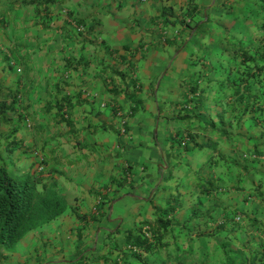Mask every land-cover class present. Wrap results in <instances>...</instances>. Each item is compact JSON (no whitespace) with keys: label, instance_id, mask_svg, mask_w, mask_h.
Wrapping results in <instances>:
<instances>
[{"label":"trees","instance_id":"16d2710c","mask_svg":"<svg viewBox=\"0 0 264 264\" xmlns=\"http://www.w3.org/2000/svg\"><path fill=\"white\" fill-rule=\"evenodd\" d=\"M48 6V3L40 6L46 20ZM196 9L194 6L189 9L190 19ZM77 23L85 27L83 22L77 20ZM182 23L190 31L182 50L189 45L193 48L191 67L184 80L187 91L182 98L186 100L187 109L184 107L186 112L182 115L179 112L181 100H176L178 129L172 144L177 147L174 151L180 172L173 174L172 170L169 172L173 169L170 167L163 180L168 183L158 186L157 190L167 194L163 204H153L152 215L137 217L133 226L125 229L123 242L119 241L116 230L107 234L104 251L85 250V223L100 221L104 205L107 201L111 203L112 198L105 197L96 212L79 214L55 182L35 173L36 163L33 162L26 173H17L0 153V264L8 263L9 254L17 250L26 235L52 224L69 211H74L82 223L77 230V257L58 261L59 264H264V207L261 203L252 208L239 206L263 199L264 190L258 188L243 198L239 192H234L238 200L233 201L232 193L228 192L233 188L242 192L245 189L242 182L245 179L254 182V175L264 177L261 172L264 168H258L262 167L264 158V0H224L204 22L185 19ZM164 38V42L173 43L168 35ZM1 89L2 86L0 125L8 123L9 111H29L21 96L22 90ZM65 96L56 100L58 113L47 127L72 125L70 99ZM130 98L134 110L140 100L132 95ZM48 110L49 105L46 112ZM27 115L35 124L36 135L42 136L44 141V133L51 129L39 124L41 116L38 118L37 114L29 112ZM189 118V127L182 126L180 122ZM200 124L212 128L213 133L200 129ZM20 126L17 122L11 134L5 136L10 138L5 150L13 151L21 144L15 139ZM71 134L61 136L69 138ZM54 139L45 142L51 143ZM247 143L254 144L253 150L247 152L238 146ZM210 145L212 156L202 165L188 159L183 162L184 154ZM222 145L235 148L237 152H227ZM54 152L42 158L41 169ZM168 154L172 155L171 150ZM247 159L252 161L251 165L242 163ZM57 162L68 163V160ZM43 170L49 169L44 167ZM132 173L133 167L127 165L123 176L112 178L110 186L114 183L126 186ZM231 175L237 182L231 181ZM186 179L191 182V188L182 190Z\"/></svg>","mask_w":264,"mask_h":264},{"label":"crops","instance_id":"0c3cea01","mask_svg":"<svg viewBox=\"0 0 264 264\" xmlns=\"http://www.w3.org/2000/svg\"><path fill=\"white\" fill-rule=\"evenodd\" d=\"M44 3L49 4L48 20L40 8ZM223 3L224 0H52L51 3L46 0H0L1 90H22L25 104L30 111L41 116L39 124H44L42 126L47 127L58 113L56 100L64 95L70 99L72 117L71 126L47 127L54 131L52 142L56 146L45 142L52 137L46 135L43 141L37 132L22 126L18 127L15 139L28 152L36 143L40 144L45 157L55 151L54 159L52 157L47 162L48 169L55 166L56 161L68 160V163L55 166L59 169L61 165V168L51 176L65 173L68 167L71 171L76 169L77 190L80 189L79 182H82V195L87 197L90 192L96 194L99 191L101 194L104 189H110L105 196L113 198L103 207L96 239L101 238V232L103 235L119 230L126 215L142 218L153 214V204H163L167 194L157 188L168 183L163 182L166 170L173 167V174L180 172L176 166L177 152L174 151L177 147L172 144L178 125L170 124L176 123L174 118L179 104L169 103L167 95H162L158 101V79L167 69V74L171 73L168 77L172 93L183 98L187 91L184 80L188 69L183 68L182 61L177 62V59L183 55L181 46L185 39L190 38V31L182 21L199 20L202 23ZM193 6L197 9L190 19L189 9ZM72 20L83 22L85 31H76L70 23ZM166 35L173 43L162 40ZM101 36L103 42L99 40ZM8 61L14 66L10 67ZM17 62L23 69L16 65ZM39 85L43 86L40 90L45 93L38 95L42 97L40 104L34 105L36 99L32 95ZM82 88L88 89L91 95H82ZM130 95L140 100L134 110L130 107L134 106ZM167 105L173 107L172 114L167 112ZM137 107L142 111L136 110ZM117 109L127 116L126 133L120 131ZM35 111H40V114ZM162 117L163 121L170 123H164ZM6 120L8 123H3L7 128L1 133L6 132L0 136L3 148L10 140L5 136L11 134V129L18 122L8 114ZM68 132L72 133L69 138L60 137ZM114 132L117 140L112 137ZM62 143L69 145L72 151H65ZM225 147L231 153L237 152L235 148ZM168 150H171V156ZM184 155V163L187 159L199 163L197 151ZM82 158H88L89 162L82 163ZM127 165L133 167L130 182L126 186L119 185L120 195L114 197L115 188L111 186L117 183L110 186L111 180L122 177ZM230 179L237 182L232 175ZM231 196L233 201L238 194L232 193ZM140 201L150 203L145 212L140 211L144 203L141 206L135 204ZM95 203L89 201L88 205L92 208ZM260 203L264 207V196L239 206L252 208ZM95 210L96 207L92 211ZM123 232L117 234L120 242L124 241Z\"/></svg>","mask_w":264,"mask_h":264},{"label":"rangeland","instance_id":"374dc122","mask_svg":"<svg viewBox=\"0 0 264 264\" xmlns=\"http://www.w3.org/2000/svg\"><path fill=\"white\" fill-rule=\"evenodd\" d=\"M70 23L75 26L76 31H78L79 33H83L85 31V27L84 26L79 27L80 25L77 22H74L72 20V21H70ZM99 40L101 42H103V37L102 36L99 37ZM192 49L193 48L190 45L186 46V48L183 50L182 57L177 59V62L182 61L183 68H187L188 70L191 67V65H190V56L192 55ZM16 65H20L19 67L21 69H23L21 64L18 63ZM16 65H15V67H16ZM166 71H167V69L163 70V73L161 74V77L158 79L159 83L157 81L158 85H157L156 89L158 90V94H159L158 95V101H161V96L162 95H167V97H170L169 100H168L169 103L176 102V100H179V101L181 100V104H180L181 105V109L179 110V112L181 111V114L183 115V114H185L186 109H187V107L185 105V101L186 100L180 98L179 96H175L172 93V91H171L172 83L169 81L170 79L168 77V75H171V73L167 74ZM170 72H172V70ZM19 73H21V72H19ZM14 76L16 78V74L15 73H14ZM159 84H161L160 88H159ZM176 86L177 85H175V87ZM40 88L42 89L43 86L39 85V86L35 87L36 91L32 95V97L36 99V101L34 102L35 103L34 105L40 104L39 103L40 102V98H42V97H40L38 95L41 93L42 96H43L44 93H45L44 91L42 92V90H40ZM137 88H139V85H137ZM124 92H126V89L124 90ZM82 95H85V96L88 97L91 94L88 92V89H87V93H83ZM178 95H180V94H178ZM21 96L23 97L24 94H22ZM24 99L25 98H23V100ZM221 100L222 99H220V101ZM10 101H11V98L9 96L7 102L9 103ZM30 103L32 104V102H28V104H30ZM219 103L222 105V102H219ZM217 104H218V102H217ZM130 107H133V106L130 105ZM166 107L168 108L167 112L169 114H172L173 111H174L173 107L170 108L171 106H169V105H167ZM174 107H175V110L177 111L176 106H174ZM184 107L186 109H184ZM177 108L179 109V106ZM57 110H58V108H57ZM136 110H139L141 112L142 108L137 107ZM28 112H29V114L33 113L30 110L28 111L26 109L25 110L21 109V110L14 111V112L13 111H9L7 114H8L9 118L17 120L18 122H20V125L22 127H24L25 129L33 131L34 130L33 128L35 127V124L33 125L32 120L28 117V115H27ZM35 112L40 114V111H35ZM121 112L124 113L123 111H121ZM21 113L24 114V115H20ZM126 114L129 115L128 113H126ZM25 116H26L25 119H29L30 120V126H27L26 125V121L23 120V118ZM167 116L169 117L170 115H167ZM38 118H40V116ZM124 121L126 122V124H124L123 121H122V123L120 124V131H121L122 127L128 126V121H127V116L126 115H125ZM158 121H159V119H158ZM162 121H163V117H162ZM169 121H171V119ZM174 121L178 122V119L174 118ZM160 122H161V119H160ZM163 122L167 123L168 121L164 120ZM168 123H170V122H168ZM180 123L184 127H186V126L189 127L190 118L189 119H185L184 121H181ZM170 124L172 126L176 127V123H174V124L170 123ZM156 125H157V122H156ZM199 126H200V129H202V128L205 129V131L208 134H212L213 133V129L212 128L203 127L202 124H200ZM4 128H7L6 123H2L0 125V136H2L4 132H6V131H3L1 133V131ZM53 132H54L53 130L49 131L48 134L46 132V133H44L43 137L45 138L46 135H48L49 137H53ZM101 135L102 134H100V137H101ZM103 135H105V138H106V134H103ZM60 137H62V136L60 135ZM112 137L115 140H117V134L115 132L112 134ZM173 137H177L176 133H173ZM62 138H66V136L62 137ZM52 144H53V146H56V144H54V142H52ZM62 144L65 145V147H64L65 151H67V152L72 151V149L69 147V145H66V143H62ZM222 146H223L225 151H227V152L229 151V149L225 147L227 145H225V146L222 145ZM238 146L240 147L241 150L249 152V151L253 150L254 144L247 143L245 145L244 144H239ZM23 148H24V146L22 145V146L16 147L15 150H13V151H11V150L10 151H7V150L5 151L4 148H3V144H0V153L4 154L3 157H4L5 161H7L8 164L10 165L9 167H10V169L12 171L17 172V173H26L29 170V168L32 167L31 166L32 162H34V163L37 164L35 166V173L38 174L39 176L43 175L44 177L49 178L50 181L55 182L56 184H58L60 186L59 187L57 185L58 189L68 199V201L72 202V205L74 207H76V212L77 213H79V214H88L90 212H94V211H92L93 208L97 207L99 205V203H101V202H99V194H100V192L98 191V193H96V194L90 192V194L87 197L85 195H82L81 194V191H82L81 185L83 184L82 182H79L80 189L77 190V184H78V182H77V174L78 173L76 172V169H73L71 171L70 167H68L66 170H64L65 173H63L61 175L51 176L52 172L49 171L50 168H53V170H59L61 168V165H60L59 169L57 167H55V166H58L61 163L56 161L55 162V166L53 165V167H50L48 171H44L40 167L41 165H43L42 158L44 157V154L41 152V149H40V144L36 143L34 145L33 149L30 150L29 152L25 151ZM146 151L148 152L149 149L148 150L146 149ZM212 153H213V147L211 145L204 147L203 150H201V151H197V156H198L199 163L202 165L204 161L210 159L211 156H212ZM81 162L82 163H88L89 159L88 158H82ZM102 162L104 163L105 159H103ZM183 162H184V160H183ZM242 163L243 164L248 163V165H251L252 161L250 159H247L244 162L242 161ZM261 164H262V167H258L260 169L264 168V158L261 159ZM171 170L172 169H170L169 172ZM81 171L82 170H80V172ZM166 172H168V171L166 170ZM261 172L264 173V171H261ZM176 174H179V172L176 173ZM253 179H254V182H251V181H249L247 179H245V181L242 182V185L245 184L244 185L245 189L242 192L239 191V190H236V188H233L232 190H230L228 192L229 193L230 192L231 193L239 192L240 193L239 196H241L243 198V197H245L248 194H252L251 192H253L255 190L258 191V188H260L259 190H262V189L264 190V177H260L258 175H254ZM173 182H175V181H173ZM232 185H234V184H232ZM115 186L114 185L111 186L112 188H115V192L113 193L114 197L120 195V189H118L119 185L115 184ZM100 187H102V185ZM181 187H182V190H187V189L191 188V182H189L186 179V180H184L182 182ZM254 187H256V188H254ZM89 201H91V202L95 201L96 202L95 206L90 208L89 205H88ZM108 202L109 201H107V203ZM137 203H135V204L138 205V206H141L142 203H144L142 205V207H141L142 209L140 210V211H144V212L146 211L147 206L150 204L149 202H146V201H140L138 204ZM109 204H110V202H109ZM136 217L134 218L133 215H130V216L126 215L124 223L122 224L121 228L119 230L116 229V230H118L117 233H120L121 231H125V229H128V228L132 227L133 226V221H135ZM80 224H82V223L78 219L77 214L74 213V211H69L65 215H63V216L59 217L58 219H56L55 222H53L52 224L44 226L43 228L34 230L33 232H31L28 235H26L25 238L22 239L18 243V248H17V250L14 253H10L9 254V259H6L7 262H8L7 264H9V263H12V264H59V263H57L58 261H62L63 262V261H68V260H74L77 257V253H76L77 252V240H78L77 239V230H78V227H79ZM85 224L86 225H84V226H85L86 229L83 231L84 235H85V245H84L85 250H88L90 248L94 250V249L97 248L99 251H104L103 248L105 246H103V243L106 240V238H107L106 236H107L108 233L105 232L102 235V232H101V238L100 239H98V238L96 239L95 238V235L97 236L98 233H99V227L101 226L100 221H98V222H89V223H85ZM119 225L120 224H118V226ZM107 226H109V225L107 224Z\"/></svg>","mask_w":264,"mask_h":264},{"label":"clouds","instance_id":"9594fccd","mask_svg":"<svg viewBox=\"0 0 264 264\" xmlns=\"http://www.w3.org/2000/svg\"><path fill=\"white\" fill-rule=\"evenodd\" d=\"M81 93L83 94V93H87V89L86 88H82L81 90ZM67 109V108H66ZM68 110V109H67ZM119 111H122V110H120V109H117L116 110V114L118 115V112ZM119 116V115H118ZM119 119H120V116H119ZM121 121V120H120ZM120 124H121V122H120ZM127 132V129H125V132H123L122 131V129H121V133H126ZM47 165H44V167H46ZM44 167L42 168V170L44 169ZM105 191H103L101 194H100V196H99V202H102L103 200H105V197H107V196H105L109 191H110V189H108V190H106V189H104Z\"/></svg>","mask_w":264,"mask_h":264},{"label":"built area","instance_id":"2783aa9c","mask_svg":"<svg viewBox=\"0 0 264 264\" xmlns=\"http://www.w3.org/2000/svg\"><path fill=\"white\" fill-rule=\"evenodd\" d=\"M64 12L68 13L67 10H64ZM79 27H82V25H80ZM64 112L68 114V110L66 108H65ZM118 115L120 116V120H121L120 122L122 123V121H123V123L126 124V122L124 121V119H125L124 114L121 111H119ZM26 125L30 126V120L29 119H26ZM125 129H126V126L122 127L123 132H125Z\"/></svg>","mask_w":264,"mask_h":264}]
</instances>
